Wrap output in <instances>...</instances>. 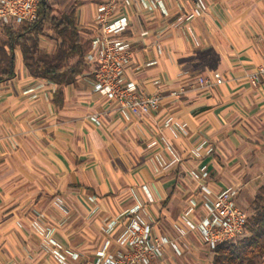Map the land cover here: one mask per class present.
Listing matches in <instances>:
<instances>
[{
    "label": "crops",
    "instance_id": "1",
    "mask_svg": "<svg viewBox=\"0 0 264 264\" xmlns=\"http://www.w3.org/2000/svg\"><path fill=\"white\" fill-rule=\"evenodd\" d=\"M101 1L80 0L84 39L97 33L93 15ZM145 1L150 8L135 0L118 14L129 24L122 33L130 41L125 79L138 92L161 96L147 114L126 119L94 93L89 64L58 98L57 85L32 77L14 50V76L0 82V264H59L40 229L79 254L68 264H84L117 236L119 219L135 204L153 235L175 238L188 201L202 199L200 184L210 197L235 187L244 211L264 186V81L254 87L245 78L264 56V0H204V14L191 19L184 17L192 7L187 0H163L166 15ZM42 39V47L54 48ZM214 74L223 82L199 86V77ZM178 88L183 93L170 97ZM167 117L184 128L167 126ZM202 141L212 152L193 155ZM201 166L208 176L195 181L189 171ZM56 197L67 213L54 205ZM112 220L118 222L107 233ZM178 242L193 251L197 243L207 247L197 232Z\"/></svg>",
    "mask_w": 264,
    "mask_h": 264
},
{
    "label": "built area",
    "instance_id": "2",
    "mask_svg": "<svg viewBox=\"0 0 264 264\" xmlns=\"http://www.w3.org/2000/svg\"><path fill=\"white\" fill-rule=\"evenodd\" d=\"M41 0H0V24L15 28L21 22H30L36 18L38 4ZM135 0H104L94 7L93 21L97 33L91 38V49L84 59L91 67L93 75L92 90L94 93L112 101L122 115L129 119L133 115H143L154 110L161 96L138 92L137 85L124 77V69L130 60V41L122 36L128 28V17L118 14L121 5H131ZM144 8H150L145 0H137ZM157 3L163 12L167 14L163 0H152ZM192 4L191 10L184 15L191 19L204 14L207 4L204 0H187ZM246 81L251 86H259L264 81V56L262 61L246 74ZM220 74L212 77H199L200 87L209 89L223 82ZM183 88L173 89L170 97L177 98L183 93ZM89 117L97 121V115ZM165 124L173 125L178 131L185 126L178 123L172 117L165 119ZM212 152V147L205 141L197 144L192 153L200 156L202 153ZM195 181H201L208 176L206 166L193 168L189 171ZM203 193L199 201L190 199L182 213V226H177V237L155 236L148 221L139 213L140 205L135 204L125 212L122 228L114 239L104 240L102 247L96 251L93 260L84 264H157L168 257L169 252L180 255L182 246L178 240L190 232H197L203 243L212 250L216 245L236 239L242 235L246 221V212L235 200L237 189L227 186L214 194L204 185L200 184ZM91 212L98 209L94 198ZM54 205L63 213H67L68 207L64 200L56 197ZM117 220L107 223L106 232L110 233L117 224ZM35 227L38 223L34 222ZM39 228V227H38ZM48 242L53 246L52 254L59 264H68V260H76L79 254L64 250L62 245L51 237L50 231H43ZM111 247H113L111 249ZM170 254V256H171Z\"/></svg>",
    "mask_w": 264,
    "mask_h": 264
},
{
    "label": "trees",
    "instance_id": "3",
    "mask_svg": "<svg viewBox=\"0 0 264 264\" xmlns=\"http://www.w3.org/2000/svg\"><path fill=\"white\" fill-rule=\"evenodd\" d=\"M79 5L80 0H74L70 9L56 12L51 0H41L33 21L21 22L15 28L0 24V82L14 76V50L18 48L28 73L56 84V97L60 98L62 88L88 67L84 57L91 41L79 33ZM42 37L55 39L52 50L41 46ZM254 205L255 211L247 215L242 235L211 250V264H255L257 257L264 256V186L259 188Z\"/></svg>",
    "mask_w": 264,
    "mask_h": 264
},
{
    "label": "rangeland",
    "instance_id": "4",
    "mask_svg": "<svg viewBox=\"0 0 264 264\" xmlns=\"http://www.w3.org/2000/svg\"><path fill=\"white\" fill-rule=\"evenodd\" d=\"M56 8V12L61 10H68L73 0H51ZM85 4V3H84ZM83 4V5H84ZM51 34V33H50ZM43 41L46 42L47 47L55 46V39L53 37H42ZM247 215H251L255 211L254 201H250L246 206L243 207ZM199 244V245H198ZM183 252L179 258L168 257L165 261L159 264H211L212 252L204 244L197 243L196 250L187 248V244H182ZM261 257L255 259V264H259Z\"/></svg>",
    "mask_w": 264,
    "mask_h": 264
}]
</instances>
